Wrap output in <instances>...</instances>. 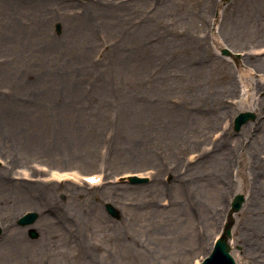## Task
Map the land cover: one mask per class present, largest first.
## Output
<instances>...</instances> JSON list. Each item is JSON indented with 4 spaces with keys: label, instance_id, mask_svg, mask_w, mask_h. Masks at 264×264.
Instances as JSON below:
<instances>
[{
    "label": "rangeland",
    "instance_id": "1",
    "mask_svg": "<svg viewBox=\"0 0 264 264\" xmlns=\"http://www.w3.org/2000/svg\"><path fill=\"white\" fill-rule=\"evenodd\" d=\"M206 1L0 0V264H196L238 193L231 252L264 264V29L230 30L264 0Z\"/></svg>",
    "mask_w": 264,
    "mask_h": 264
},
{
    "label": "water",
    "instance_id": "2",
    "mask_svg": "<svg viewBox=\"0 0 264 264\" xmlns=\"http://www.w3.org/2000/svg\"><path fill=\"white\" fill-rule=\"evenodd\" d=\"M57 31H61V24H57ZM256 118V114L252 111H246V112H241L235 119V129H239L240 126L248 121L249 119ZM132 181H140V180H145V179H140L137 177H132ZM244 195L242 193H238L234 196L233 201H232V208L230 210L229 216H228V221L225 224V227L223 229V232L221 236L217 239L214 249L211 252V254L205 258L204 261H202L199 264H237L234 256L231 254V245H230V238L232 236V227L234 224V218H233V213L240 210L242 207V203L244 201ZM106 208L107 210L114 214L117 215L118 209L110 202L106 203ZM38 217V213L33 211L29 212L26 215L22 216L19 219V223L21 224H30L33 223L36 218ZM2 233V228L0 227V235ZM30 234L33 237L38 236V232L35 228L30 229Z\"/></svg>",
    "mask_w": 264,
    "mask_h": 264
},
{
    "label": "bare ground",
    "instance_id": "3",
    "mask_svg": "<svg viewBox=\"0 0 264 264\" xmlns=\"http://www.w3.org/2000/svg\"><path fill=\"white\" fill-rule=\"evenodd\" d=\"M37 1V0H35ZM205 5V10L209 9L210 6H214V1L213 0H207L206 3L204 4ZM40 6V4H39ZM41 10V9H40ZM249 13L250 11H246L244 10L239 16H237V18L235 19V21L233 23H230V30H238V28L240 29L241 28V25H244L246 23L249 24V28L251 27V29H258L261 25H262V28L264 29V17L262 16V22L260 21V17H257L255 14H253L251 17H250V23L249 22H244V21H247L248 20V17H249ZM244 20L242 23L241 21ZM222 44V43H221ZM223 45V44H222ZM234 49V48H233ZM264 53V51L262 52ZM251 79H254V78H251ZM231 91H230V95H232V92H234L235 94L234 95H237L238 97H240L239 99V105H241L242 107L246 108V110H250V111H257L255 109V106L254 104H249L247 102V95H248V88L247 86L245 85V83L241 84L240 81H237L235 80L234 82H231V87L229 88ZM241 90H244V92L242 94H237L238 92H241ZM259 100L255 101V104L258 102ZM247 102V104L244 105V103ZM248 108V109H247ZM245 110V111H246ZM256 119V118H255ZM18 154H21L20 150L17 151ZM221 153V159H222V164H225V162L228 163L230 157L227 155L226 153V149L225 148H222V150L220 151ZM254 164H263L264 165V162L257 158V157H252V159H250ZM197 161V160H196ZM195 161V162H196ZM55 175V174H54ZM2 177V176H0ZM103 181V178H101L100 182L101 183ZM125 181V180H124ZM124 181H121V182H124ZM14 185H17L19 186L20 184H22V181H18V182H15L13 181L12 182ZM25 183V182H23ZM97 183V184H99ZM97 184H94V185H97ZM3 184H2V181H1V178H0V188H2ZM22 197H24V195L21 194ZM18 199H14L11 201L10 205L15 207L18 203L20 204V201L18 202L17 201ZM29 200V199H28ZM32 202V201H31ZM5 202H3L4 204ZM38 206H42V202L41 200H39V202L37 203ZM12 224V223H11ZM11 224H9L8 226H10ZM14 224H12L13 226Z\"/></svg>",
    "mask_w": 264,
    "mask_h": 264
}]
</instances>
